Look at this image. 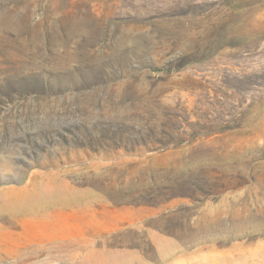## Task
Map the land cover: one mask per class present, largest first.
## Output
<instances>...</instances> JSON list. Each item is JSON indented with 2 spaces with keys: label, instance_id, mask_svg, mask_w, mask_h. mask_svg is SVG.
<instances>
[{
  "label": "rangeland",
  "instance_id": "obj_1",
  "mask_svg": "<svg viewBox=\"0 0 264 264\" xmlns=\"http://www.w3.org/2000/svg\"><path fill=\"white\" fill-rule=\"evenodd\" d=\"M0 264H264V0H0Z\"/></svg>",
  "mask_w": 264,
  "mask_h": 264
}]
</instances>
